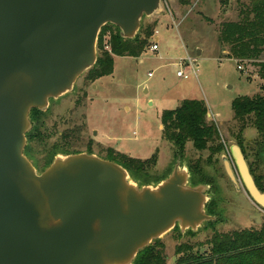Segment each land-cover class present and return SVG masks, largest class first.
Listing matches in <instances>:
<instances>
[{
    "label": "water",
    "instance_id": "water-1",
    "mask_svg": "<svg viewBox=\"0 0 264 264\" xmlns=\"http://www.w3.org/2000/svg\"><path fill=\"white\" fill-rule=\"evenodd\" d=\"M162 0H0V264H133L176 226L213 221L206 186L191 187L176 160L156 185L139 187L128 171L93 154L58 156L38 174L24 155L29 113L73 90L97 61L101 29L125 40ZM245 188L261 194L236 146ZM225 169L236 185L232 171Z\"/></svg>",
    "mask_w": 264,
    "mask_h": 264
},
{
    "label": "rangeland",
    "instance_id": "rangeland-1",
    "mask_svg": "<svg viewBox=\"0 0 264 264\" xmlns=\"http://www.w3.org/2000/svg\"><path fill=\"white\" fill-rule=\"evenodd\" d=\"M237 9L234 0L227 6H221L219 0H162L158 13L143 17L139 31L156 23L148 45L154 44L157 38V52H151L148 46L137 59L115 58L113 74L94 83L86 82V73L83 74L71 92L49 99L48 107L37 120V128H33L29 113L31 128L26 133L23 153L32 158L36 172L42 173L59 152L51 146L61 141L60 136L75 129L81 135L78 133L76 140H69L71 154L90 151L105 160L112 153L140 160L156 154V166L148 175L150 185H154L175 166L173 147L162 138V114L178 108L184 100L203 101L208 109L206 121L217 127L220 140L233 145L230 136L236 131V123L232 101L241 96L262 95L264 86L255 64L258 62L229 58L227 47L218 41L219 25L237 20ZM98 40L99 37L97 54ZM182 61L187 79L176 76ZM260 62H264V55ZM248 130L247 136L252 137L254 131ZM209 154L206 150H195L188 142L180 165L189 173L190 166L208 165L211 168L205 172L207 176L218 173L221 177L216 185L219 194L212 195L216 201L215 212L204 207L213 221L202 223L195 231H182L176 226L164 235L159 242L164 248L166 264H176L175 251L179 246L208 253V241L215 233L256 229L264 224V210L257 209L242 187L239 192L234 189L223 175L220 160L210 159L209 163ZM260 172L264 175V165ZM254 214L260 217V223L249 217Z\"/></svg>",
    "mask_w": 264,
    "mask_h": 264
},
{
    "label": "trees",
    "instance_id": "trees-1",
    "mask_svg": "<svg viewBox=\"0 0 264 264\" xmlns=\"http://www.w3.org/2000/svg\"><path fill=\"white\" fill-rule=\"evenodd\" d=\"M230 1L219 0L221 6H227ZM247 1L242 3L240 0H234L238 5L237 20L222 22L219 25L218 41L227 47L229 58L240 62H258L255 63L259 68L258 74L264 81V62H260L264 55V0ZM155 25L156 23L143 27L134 40L122 39L119 30L112 25L104 26L99 34L97 61L86 73L85 81L94 83L100 78L112 75L114 59L117 57L139 58L149 46V39L153 35ZM103 38L107 41L104 42ZM261 91L263 96L257 94L253 97L235 98L231 108L233 118L237 121L251 114L252 119L249 124L264 137V86L261 87ZM207 113L205 103L198 100H184L178 108L163 112L162 138L173 147L175 162L183 158L188 142H191L197 151H209L210 157L224 150L219 144L220 135L217 127L206 121ZM36 115L41 116L42 113L32 109L30 111L32 121ZM76 131L64 133L61 139L68 137L66 134L74 135ZM87 153L91 154L90 151ZM65 154L71 153L66 151ZM106 160L122 166L128 171L131 179L142 187L151 184L148 175L152 174L156 166L157 155L140 160L121 153H112ZM194 169L197 176L203 172L198 164ZM167 176L158 179L157 183ZM208 242L210 250L204 254L186 245L176 248L175 255L178 256L176 264H264V224L256 229L215 233ZM133 264H166L163 245L159 240L153 242L148 248L139 252Z\"/></svg>",
    "mask_w": 264,
    "mask_h": 264
},
{
    "label": "flooded vegetation",
    "instance_id": "flooded-vegetation-1",
    "mask_svg": "<svg viewBox=\"0 0 264 264\" xmlns=\"http://www.w3.org/2000/svg\"><path fill=\"white\" fill-rule=\"evenodd\" d=\"M253 96H256V95H252L251 97H253ZM261 96H263V95H261ZM40 112H42V111H40ZM39 119H41L40 115L34 116V120L32 121L33 126H36L37 120H39ZM251 119H252L251 114L246 116L243 120L237 121L233 118L234 122L236 123V127H235L236 131H235V133H233V136H230V138L234 142V144L233 145L232 144L226 145L225 140H220L219 144L222 145L224 148V150L221 152L223 155H221V153H220L218 155H214V156L210 157V154H209L208 162L210 163V159L211 160L215 159L214 161H216V162H218L220 160V165H221L223 175L227 178V180L234 187V189L239 192L240 187H242L243 190H245V193L248 195L251 202L257 207V209H259L260 211H263L264 209L262 207L258 206L257 204H255L252 201V199L250 198V196H249V194L245 188V185L243 183V180H242V177H241L238 165H237V161L235 159V155L232 152V146H236L240 152V156L242 157V159L244 160V162L247 166L249 175L252 178L254 185L256 186V188L258 189V191L261 194H264V175L261 174V172H260L261 165H264V137L261 136L260 133L257 132V130L255 128H253V126H251V124H249ZM248 129H252L254 131V134L252 135V137L247 136L246 131H249ZM73 130H75V129L68 130V131H66V133L73 131ZM78 133L79 132L77 130L74 135H71V133L66 134V135H68V137H66L65 139H61L63 134L60 136L61 141L58 142L56 145L51 146V149L55 148L56 150H59V152L57 151V154L54 155V158L58 155H67V154H65V152L70 149L69 140H72V138H74L76 140L78 138L77 137ZM79 135H81V132L79 133ZM26 158L34 165V162L32 161V158L30 156L27 155ZM54 158H53V160H54ZM53 160L47 165L46 169L53 162ZM224 160L227 161V163H228V165L232 171V174H233L234 179L236 181V185L232 182V180L230 179V177L228 176V174L226 172ZM216 165H217V163L215 164V166ZM194 167H195V165L193 167H191V169H190L189 184L191 187H197V186H206L207 187V190L205 191V195H207V197H210V196L211 197H210L208 203L206 204V209L209 212H215L216 201H214L212 195L216 194L218 196L219 191H218V187H216V185H217V182L219 180H221V177L218 176V173H216V174L214 173L211 176H207L205 174V172L208 173L207 169L211 168L208 165H203L202 169H204V174L203 175L201 174L200 176L197 177V175L195 174ZM193 175H196L194 177H197L198 179H195L193 177ZM249 217L255 223L261 222L260 217H258L255 214L249 215Z\"/></svg>",
    "mask_w": 264,
    "mask_h": 264
},
{
    "label": "built area",
    "instance_id": "built-area-1",
    "mask_svg": "<svg viewBox=\"0 0 264 264\" xmlns=\"http://www.w3.org/2000/svg\"><path fill=\"white\" fill-rule=\"evenodd\" d=\"M149 50L151 51V52H157V50H158V46H157V40H156V42L154 43V44H152V45H150L149 46ZM190 59H188V61H189ZM178 67L180 68V70L176 73V76L178 77V78H182V79H187L188 78V75L187 74H185V72H183V67H184V61H182L181 63H179L178 64ZM239 69H240V67H238ZM194 71V70H193ZM194 74H195V72H193ZM151 76V74H148V77H150Z\"/></svg>",
    "mask_w": 264,
    "mask_h": 264
},
{
    "label": "crops",
    "instance_id": "crops-1",
    "mask_svg": "<svg viewBox=\"0 0 264 264\" xmlns=\"http://www.w3.org/2000/svg\"><path fill=\"white\" fill-rule=\"evenodd\" d=\"M156 40L158 41V39L156 38ZM149 48V47H148ZM158 51V50H157ZM118 58V57H117ZM134 59V58H133ZM98 81V80H97ZM161 129H162V125H161V127H160Z\"/></svg>",
    "mask_w": 264,
    "mask_h": 264
}]
</instances>
